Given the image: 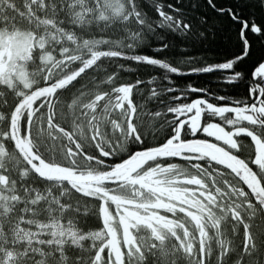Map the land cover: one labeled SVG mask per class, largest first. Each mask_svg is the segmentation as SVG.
<instances>
[{"label": "snow or ice", "instance_id": "obj_1", "mask_svg": "<svg viewBox=\"0 0 264 264\" xmlns=\"http://www.w3.org/2000/svg\"><path fill=\"white\" fill-rule=\"evenodd\" d=\"M0 264H264V0H0Z\"/></svg>", "mask_w": 264, "mask_h": 264}, {"label": "trees", "instance_id": "obj_2", "mask_svg": "<svg viewBox=\"0 0 264 264\" xmlns=\"http://www.w3.org/2000/svg\"><path fill=\"white\" fill-rule=\"evenodd\" d=\"M209 55H215L214 53H209ZM191 79H193L194 81L198 82V83H203L205 85H207V82L209 79H212L211 77H207L204 76L203 74L199 75V76H192ZM215 86V85H212Z\"/></svg>", "mask_w": 264, "mask_h": 264}]
</instances>
